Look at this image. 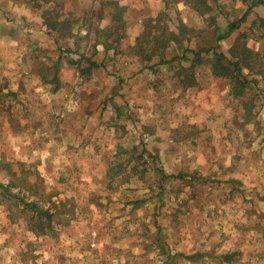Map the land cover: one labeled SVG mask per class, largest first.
<instances>
[{"label":"rangeland","instance_id":"obj_1","mask_svg":"<svg viewBox=\"0 0 264 264\" xmlns=\"http://www.w3.org/2000/svg\"><path fill=\"white\" fill-rule=\"evenodd\" d=\"M109 1L0 0V181L22 172L11 192L0 186V264H264L262 64L245 68L240 98L213 75V50L194 77L183 69L188 45L228 52L241 38L264 57V26H252L264 4L210 0L203 14L186 0H117L127 30L96 37V24L113 25ZM162 10L158 24L194 28L148 60L136 36ZM45 15L65 19V33ZM91 60L104 65L87 70ZM39 198L51 224L31 220L26 202Z\"/></svg>","mask_w":264,"mask_h":264},{"label":"trees","instance_id":"obj_2","mask_svg":"<svg viewBox=\"0 0 264 264\" xmlns=\"http://www.w3.org/2000/svg\"><path fill=\"white\" fill-rule=\"evenodd\" d=\"M216 1V0H215ZM186 2L193 7L196 11L200 12V13H206V11H210L212 9V4L210 2V0H186ZM252 5H256V4H264V0H252ZM109 4H112V6H114V9L111 10L110 14L112 15V21H113V25L111 27H102L98 24H96L94 32L96 37L99 36H103L106 35L107 38L111 37L112 35H114V33H116L118 30L119 31H126L127 30V20H126V11L128 9V5L126 4H120L119 1L117 0H110ZM46 12V11H45ZM47 12H49V10H47ZM250 13V10H247V12L244 13V15L239 18L238 20H234L229 24V28L227 32H224L222 34H220L217 37V40H220L222 38H224L226 35H228L229 33L233 32L236 28L241 26V23L243 21H245L247 19V15ZM166 15V11L162 10L161 12H159L158 15H153L150 17H145L142 20V31L138 32L139 35L136 36V41L137 43L134 44V46H136V48L138 49L139 53L142 55H145L143 53H145L144 51L146 49H153L149 54L150 56H147L148 60H152L154 56H151L152 54H156L158 51L159 53L157 55H159L160 57H164L166 55V49L171 41H175L176 44H179L180 46L183 47L184 45V38L183 36H181L183 34V32H186L187 30H192L194 27L189 26L187 23H185L183 20H181L180 22V28H179V32L178 31H174V30H170L167 24H158L156 21L160 22V20L162 19V17H164ZM57 16H60L59 13H57ZM100 18H101V14H100ZM65 19H57V20H51L47 15L44 16V23H49L50 27L58 32L59 34H61V28L64 32V28L63 27H59L62 23H64ZM73 21L75 20H69V24L71 25L73 23ZM259 21V25L264 26V15H257L256 18H254L253 22H252V26L256 24V22ZM65 26H67L65 24ZM69 27V25H68ZM71 28V26H70ZM264 30V28H262ZM90 31V29H89ZM91 32V31H90ZM120 34V38L121 39V32ZM246 34V33H245ZM192 40V36H189L188 38H186L187 42H190ZM100 41V40H99ZM97 42L100 43V42ZM186 42V43H187ZM105 44V49H109L110 47V43H108V41L103 40V42ZM96 49V48H95ZM211 50H213V55L210 56V59L212 61V66H213V75L215 77H222V78H228L230 81H233V87H232V94L235 98H240L242 97L245 92H246V87L248 86V84L250 83V79L248 78L247 73L245 72V68H249L250 70L254 69V65L256 64V62H259L262 64V68L259 70V73H263L264 74V57L262 56V54L260 55L259 50H256L254 48H252L251 46L248 45V43L245 40H242L241 38H238L236 41H234L229 49V51H222L219 50L217 48V46H210V47H200V48H196L194 46H185L184 47V52H186L187 54L189 52L192 53L191 56L186 55V53L184 54L187 59H189L191 61L189 68H187L186 66L183 67V69L185 71H187L188 69H191V77L193 76L194 70H195V65L200 61V59H202L204 57V53L210 52ZM98 52V50H96ZM63 56V55H62ZM62 56H58L57 57V63L55 64V67L57 66L58 68V63L61 62V58ZM85 54L81 53V58L84 57ZM60 58V59H59ZM80 58V59H81ZM262 58H263V63H262ZM59 60V61H58ZM69 60L71 63L73 64H80L81 60L77 59V58H70ZM163 62L166 61L165 59L162 60ZM100 65H104V63H102V61H98V60H91L90 65L88 66V68L86 67L87 70H90L94 67H99ZM154 63H151V66H153ZM182 73L179 72V76H181ZM47 75L43 76V79H46ZM190 77V78H191ZM189 78V79H190ZM195 79V78H194ZM254 82V80H253ZM195 84V81L191 82L189 81V83H187L184 88L189 89L192 85ZM1 92V91H0ZM11 94H14L11 92ZM6 94H4L3 96H5ZM102 102L104 103L103 109L106 108H110L109 106V101L107 99L102 100ZM119 110H121V108L119 107ZM116 108V111H119ZM61 120H64V118H61ZM137 125H139L137 122H135ZM144 124V123H143ZM146 125V124H145ZM144 140V138L142 139ZM144 143V147H143V152H149L148 151V143L145 142V140L143 141ZM142 143V144H143ZM138 145V144H136ZM147 146V147H146ZM136 148V146H134ZM133 147V148H134ZM138 147V146H137ZM154 158H156L154 156ZM21 164H24V162L20 161ZM10 166V170H11V163L9 164ZM162 172V178L164 180L165 179H170V177H172V174H167L165 172V170L163 168H159ZM22 171L24 172V170L22 169ZM11 173L8 177L10 178L8 180V182H1L0 181V186L4 187L5 190L10 191L12 190L13 187L16 186V184L14 183L12 177L20 175L19 170H11ZM109 173V171L107 172V174ZM23 175V174H21ZM183 175V174H181ZM110 176V175H109ZM114 176V175H113ZM26 179V178H24ZM143 199L137 203H142ZM26 205L31 206L32 208V218L31 220H33V218L35 217H39L42 215H45L48 218L49 223L51 224V218L53 216V212L50 209V207H46L44 202H42L41 198L36 199L34 201H27ZM40 225L43 228L45 226V222L40 221ZM34 230L36 228H33ZM37 233L38 231L35 230ZM186 258H194L197 256V254H187L185 255ZM225 257L227 259L231 258V255H225Z\"/></svg>","mask_w":264,"mask_h":264}]
</instances>
